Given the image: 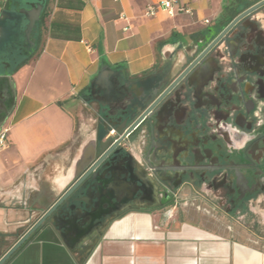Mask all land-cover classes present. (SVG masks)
<instances>
[{"label": "crops", "instance_id": "obj_1", "mask_svg": "<svg viewBox=\"0 0 264 264\" xmlns=\"http://www.w3.org/2000/svg\"><path fill=\"white\" fill-rule=\"evenodd\" d=\"M159 1L0 0V129H10L0 152V258L64 190L80 146L93 139L81 100L91 83L106 69L135 88L145 75L173 78L196 34L220 28L235 0H177L192 17H145ZM35 4L44 18L28 41L25 12ZM164 209L125 207L74 250L47 227L6 264H264V240L222 215L187 207L169 221Z\"/></svg>", "mask_w": 264, "mask_h": 264}, {"label": "flooded vegetation", "instance_id": "obj_2", "mask_svg": "<svg viewBox=\"0 0 264 264\" xmlns=\"http://www.w3.org/2000/svg\"><path fill=\"white\" fill-rule=\"evenodd\" d=\"M262 1H230L220 28ZM190 62L169 80L145 75L139 88L118 73L100 75L83 94L95 134L80 146L73 169L79 178L97 162L94 145L105 130L112 133L127 119L130 126L150 111L135 141L108 156V171L89 175L79 202L55 219L53 230L70 249L125 207L164 209L174 196L264 240V5L161 98Z\"/></svg>", "mask_w": 264, "mask_h": 264}, {"label": "water", "instance_id": "obj_3", "mask_svg": "<svg viewBox=\"0 0 264 264\" xmlns=\"http://www.w3.org/2000/svg\"><path fill=\"white\" fill-rule=\"evenodd\" d=\"M264 5V1L250 7L245 12L233 19L225 29L218 28L214 30L209 27L205 31L197 33L195 44V52L193 56L190 57L191 60L189 66L182 72V74L177 78V80L171 84L166 91L163 93L162 97H166L171 90L190 72L197 70L200 65L203 64L205 57L212 51L217 50L220 42L225 38L227 34L243 20L247 15ZM31 11L25 12V16L28 22L26 27L25 36L29 41L30 35L36 24L39 22L42 6L40 4H35L31 6ZM112 74L110 69H106L101 75ZM154 107V106H153ZM152 109V108H151ZM148 110L145 114L140 116L135 120L130 126L127 124L128 119L124 121L123 126L120 129L113 130L111 133L105 130L104 133L96 140L94 148L97 150L98 155L96 156L97 162L93 164L82 177H78L77 174H73L68 180V184L64 190L55 198L54 203L45 211L42 212L38 220L18 239V241L0 258V264H6L7 261L15 255L18 250L24 246L36 233L44 230L45 228L54 229V221L59 217L63 208L67 209L70 204L79 202L80 192L84 189L87 177L91 175H104L108 171V167L112 160L107 159L108 156H116L120 152V145L124 147H129L134 141L136 133V127L144 116L149 113ZM139 114V113H138ZM137 114V115H138ZM117 139V140H116ZM121 148V150L123 149ZM87 180V181H86ZM69 222H65L67 225ZM59 236L60 232L57 231ZM61 238V237H60ZM64 245L70 249L68 244L63 241Z\"/></svg>", "mask_w": 264, "mask_h": 264}, {"label": "built area", "instance_id": "obj_4", "mask_svg": "<svg viewBox=\"0 0 264 264\" xmlns=\"http://www.w3.org/2000/svg\"><path fill=\"white\" fill-rule=\"evenodd\" d=\"M160 11L166 12L169 16H174V15H186L190 17L193 16V10L188 6L178 4L177 0H161L155 4L148 5L144 9L143 14L147 18H152ZM204 22L206 24L208 23V21H204ZM86 48L88 52L92 51L91 47L86 46ZM9 130L10 129L8 127H4L0 129V152L6 150L10 144L8 137ZM190 206H192V204L186 201H181L177 196H174L173 202L164 209L163 217L166 220L171 221L179 209L187 208ZM195 209L198 211L205 212L204 209H201L198 206L195 207Z\"/></svg>", "mask_w": 264, "mask_h": 264}, {"label": "trees", "instance_id": "obj_5", "mask_svg": "<svg viewBox=\"0 0 264 264\" xmlns=\"http://www.w3.org/2000/svg\"><path fill=\"white\" fill-rule=\"evenodd\" d=\"M43 18H44V13L42 14V16H41V18H40V21H39V23H38V29H39V27H40V25H41V23H42V21H43ZM26 62H22V63H20V64H18V65H16V66H14V71H17L20 67H22L24 64H25ZM23 247V246H22ZM14 256V255H13ZM12 256V257H13Z\"/></svg>", "mask_w": 264, "mask_h": 264}, {"label": "rangeland", "instance_id": "obj_6", "mask_svg": "<svg viewBox=\"0 0 264 264\" xmlns=\"http://www.w3.org/2000/svg\"><path fill=\"white\" fill-rule=\"evenodd\" d=\"M40 213H41V210H40V211H38V212L36 213V215H35V218H34V219L38 218V217H39V215H40ZM245 231H246V230H245Z\"/></svg>", "mask_w": 264, "mask_h": 264}]
</instances>
